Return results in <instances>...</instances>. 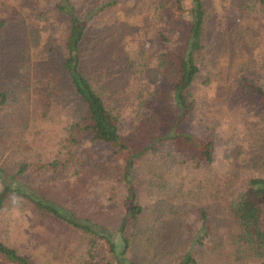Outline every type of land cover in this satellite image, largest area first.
I'll list each match as a JSON object with an SVG mask.
<instances>
[{
  "label": "rangeland",
  "instance_id": "rangeland-1",
  "mask_svg": "<svg viewBox=\"0 0 264 264\" xmlns=\"http://www.w3.org/2000/svg\"><path fill=\"white\" fill-rule=\"evenodd\" d=\"M204 1L211 18L206 30L207 61L200 64L193 82L196 108L178 127L211 141L213 161L197 165L169 142L135 159L131 182L145 211L137 235L131 238L129 264H149L152 242L161 244L173 231L177 221L173 205L178 199L170 194L175 192L182 197L179 210L186 211L185 244L193 243L202 225L198 205H205L215 231L204 245L196 244L193 253L198 264H264V258L234 257L231 240L240 226L226 205L249 177H264V169L253 164V159L264 155V148L256 150L250 142L252 127L264 126V108L258 94L241 88L245 80L264 87V11H245L241 0ZM72 2L80 11L99 9L89 18L81 68L96 87L123 86L121 133L134 152L142 151L153 137L173 126L178 113L173 101L164 102L161 96L169 92L173 80L162 76L156 63L136 74L133 61L141 44L151 50L149 56L158 57L170 48L176 34L184 36L192 0H183L185 18L178 22L177 33L166 15L157 12L159 5L155 7L172 5L174 0ZM23 3L0 0V22L6 21L0 33V86L10 94V102L0 108V193L10 185L50 200L66 215L88 220L121 252L125 247L121 227L128 219V187L122 177L127 153L93 139L90 130L78 134L71 147L62 144L72 134L68 121L78 115V100L65 83L66 33L47 28L32 39L28 13L38 4ZM23 7L29 11L18 12ZM57 160L59 166H49ZM162 177L168 193L157 189ZM189 190L198 197L186 194ZM203 194L219 198L200 202ZM79 239L80 233L67 222L41 212L26 197L11 195L0 209V242L28 256L33 264H70L79 253ZM215 244L221 245L222 253H216ZM98 250L100 257L111 255L105 237L99 239ZM0 264L16 263L0 255Z\"/></svg>",
  "mask_w": 264,
  "mask_h": 264
},
{
  "label": "trees",
  "instance_id": "trees-1",
  "mask_svg": "<svg viewBox=\"0 0 264 264\" xmlns=\"http://www.w3.org/2000/svg\"><path fill=\"white\" fill-rule=\"evenodd\" d=\"M23 2H28L29 7L38 4L34 9L30 7L31 13H28V17L32 22V39H35L36 36L38 38L40 30L47 28L53 30L59 28L66 33L64 67L68 80L65 83L71 87L72 94L78 100V115L74 120L68 121L71 124L69 127L72 134H69L67 142L63 139L62 144L71 147L77 142L76 136L78 134L90 130L93 133V139L109 142L118 150L127 153V165L122 174L128 187L126 196L128 219L121 227L125 247L119 252L116 245L106 235L95 229L88 220L82 222L74 219L66 215L50 200L40 197L34 198L32 194L25 192L22 187L6 185L0 193V209L11 195L21 196L31 200L41 212L57 220L67 222L76 233L81 235V239L78 240L80 242L79 253L70 264H129L126 255L131 244V238L137 235L140 218L145 211L144 207L138 203L136 188L131 182L135 159L150 149H153L152 153H154L160 144L169 142L177 152L185 155L197 165L213 161V144L211 141H203L193 132L178 127L179 124L188 119L196 108L197 96L192 91L193 82L201 69L200 64L207 61L206 30L211 19L207 12V4L204 0H192L191 16L184 36L181 37L176 34L170 48L159 54L158 57L153 54L149 56L151 50L145 49L143 44L137 50V59L133 61L132 71L136 74H142L149 65L156 63L160 74L173 80L172 88L169 89L168 93L161 96L164 102L173 101L178 117L166 133L153 137L148 148L134 152L124 140L120 129L121 99L124 95L123 86L119 84V86L113 87H107L106 85L96 87L91 78L81 68V45L89 25V18L96 14L99 9L93 8L80 11L72 0H59L55 3L53 0H17V5L23 6L25 4ZM4 5L11 7L7 3H4ZM157 5H159L157 12L160 15H166L168 25L172 26L175 33H177L178 22L185 18L183 0H174L172 5L163 3L155 4V7ZM241 7L245 11L260 9L262 12L264 11V0H241ZM23 8L24 11L19 10L18 12L27 13L29 11V9ZM38 21H41V23H37ZM5 23V20L0 22V33ZM163 39L169 41L167 37H163ZM241 88L242 91H251L258 94L264 108V87L262 85H256L245 80ZM152 99H154L153 96ZM9 100L10 94L0 86V108L10 102ZM250 142L256 150L264 148V126L252 127ZM253 161L254 166L264 169V155H259ZM59 165L60 162L57 160L50 163L49 166L55 168ZM182 182L184 183V179H182ZM167 186L165 177L157 182L159 192L164 190L168 193L170 189ZM176 193L178 192L170 195L173 200L178 199L179 202L182 197L176 196ZM186 194L192 195L194 198L198 197V194L193 190L186 191ZM199 196L200 202L219 198L215 195L206 196L203 194ZM178 202L173 205L174 210L177 207V221L173 222V231H169L168 236L161 244L152 242L151 250L148 252L149 264H198L193 253L196 244L204 245L206 239L215 235V231L209 224L205 205H198L202 225L193 235V243L190 245L185 244L183 230L186 224L184 217L186 211L179 210ZM167 205L172 208L168 203ZM226 205L230 215L237 220L240 226V231L233 235L231 240L236 260H242L246 257L264 258V177H249L246 180V186L238 191L233 198L229 199ZM191 206L194 208L197 204ZM176 216L174 215L175 218ZM177 231H180V233L177 234ZM102 237H105L111 244V255L99 256L98 244L99 239ZM179 237H182V239L178 240ZM213 249L218 254L223 251L219 244H215ZM0 255L16 264H33L28 256L2 242H0Z\"/></svg>",
  "mask_w": 264,
  "mask_h": 264
}]
</instances>
